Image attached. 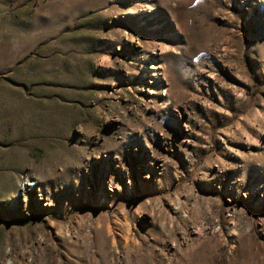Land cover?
Masks as SVG:
<instances>
[{"label":"rangeland","instance_id":"rangeland-1","mask_svg":"<svg viewBox=\"0 0 264 264\" xmlns=\"http://www.w3.org/2000/svg\"><path fill=\"white\" fill-rule=\"evenodd\" d=\"M0 264H264V0H0Z\"/></svg>","mask_w":264,"mask_h":264}]
</instances>
